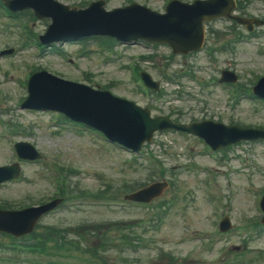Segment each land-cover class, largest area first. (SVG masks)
<instances>
[{
    "label": "rangeland",
    "instance_id": "rangeland-1",
    "mask_svg": "<svg viewBox=\"0 0 264 264\" xmlns=\"http://www.w3.org/2000/svg\"><path fill=\"white\" fill-rule=\"evenodd\" d=\"M65 1V0H62ZM72 2L74 0H68ZM112 3L121 4L122 0H111ZM156 4L155 0H139ZM159 6L164 0H157ZM113 4H109L112 6ZM116 5V4H115ZM259 9V8H258ZM2 14L7 15V11L0 6ZM221 24H217V28L221 27ZM44 28V24L39 21H34L32 31L39 32ZM231 34L221 37L220 41L228 38ZM0 33V47L6 48L7 46H16L17 37L15 35H5L3 37ZM9 36V37H7ZM27 39L31 40L30 35H26ZM213 44V39L208 38ZM13 42V45H10ZM10 43V44H9ZM62 46V45H61ZM80 44H66L63 49L67 51L68 55L75 61L74 64H69L65 58L53 54L51 51L44 52L41 56H34L28 52H16L11 57L13 64H20L14 69V66L7 63L6 59L0 60V88L3 89L6 94V100L0 104V117L12 124L20 123L25 128L34 131V135L27 139L28 141H34L38 149L45 155L46 158L57 162L66 167H70L76 170V173L71 174L68 178V189L74 192L76 195H80L81 192H96L102 191L106 188L107 184H112L114 187L121 186L125 180H148V171H141L138 168L129 169L126 166H122V153L114 147H109L104 152H100L97 145L94 143L92 137L88 134L80 133L76 134L74 131L62 128L58 133H53L54 128L48 126V118L50 114L47 112H29L22 109L12 107L14 99L20 96L21 92H18L16 84L9 80L8 74L18 75L26 69V65L33 64L34 66L44 67L60 76L71 78L75 80H93L94 82L106 85L111 82H115L112 85V91L117 94L125 95L129 98L135 99L144 105L149 102V99L134 90L131 87L134 84L131 81L129 73L123 68L125 61L121 58L122 51L119 54L108 55V59H104L102 53L94 52L87 57L80 56L78 54V48ZM86 47L89 50H96L97 45L93 40H89L86 43ZM62 49V50H63ZM240 49V52H239ZM123 50V49H122ZM137 48H129L130 52L137 51ZM220 65H224L225 61L242 58L244 63L239 69H243L248 73L252 68L251 60L254 61L256 57L253 53V49L250 46L243 48L242 46H235L233 51H228L222 54H218ZM203 58H205L203 56ZM195 63H201V61H195ZM238 62V61H237ZM179 62L176 61L174 65ZM239 63V62H238ZM8 70L9 73L3 76V73ZM254 70V69H253ZM153 77L156 79H163L158 74L157 69L152 72ZM87 75V76H86ZM19 82L23 84V81L19 79ZM170 87H163V90L167 92ZM219 92L216 91L212 95L215 96ZM245 96H249L248 91H244ZM156 105L153 109V114H170L173 117L187 120L192 116H199L195 105L187 100L186 102H171L168 105ZM215 111L221 112L223 109L222 102L212 104ZM178 110L182 111L183 115H177ZM240 123L260 124L264 125V112L251 107L248 104H243L232 113H227L225 118L229 121L231 118ZM34 138L36 140H34ZM171 140L174 137H169ZM100 143L102 144V138L100 137ZM167 142V141H166ZM190 144L191 142H187ZM183 150L185 143H182ZM178 145L176 144V147ZM203 150H205L202 147ZM179 152L178 148H174ZM257 150L256 145H250V151L255 152ZM184 154L185 151H183ZM166 155H164L165 158ZM254 156L259 158V154L254 153ZM185 157H175L170 155L167 157L168 162L182 161ZM13 162V157L8 149V144L0 139V165L10 164ZM142 169V167H141ZM21 170L27 177L26 181L4 183L0 186V199H8L13 205L20 204H37L43 200L51 197L53 194L52 188L47 181H44L45 166L41 164H23ZM40 170L42 174L38 175ZM175 180L178 181L182 191L188 190V198L182 200V202L176 208L171 211V218H167L165 224L157 232H148L146 238H152L153 243L160 246L167 253H171L175 259L181 260L183 264L185 262H192L201 257H212L215 254L216 249H206L200 242L187 243L184 245L176 243L179 237V229L174 226V221L182 224L180 216H191L194 218V228L209 229L208 223L210 222L213 212L208 209L206 195L204 193V187L197 184L196 178L190 172H178ZM141 178V179H139ZM252 180L257 185H262V178L256 180L254 178L246 177V181ZM208 181L210 184L222 187V182L218 181L215 174L210 172ZM238 189L236 192L235 208L233 209L232 216L237 220L246 217L250 214L251 209H241V205L247 204L249 206L251 196ZM167 194H165L166 196ZM245 195V196H244ZM164 196V197H165ZM246 197V198H243ZM151 207H130L121 204H92L88 199L79 198L72 202L62 205L57 211L48 214L41 222V225H50L63 228H73V226L79 224H92L100 221H120L137 219L141 216H150ZM71 227V228H70ZM86 244H92L93 241H86ZM236 245L242 246L244 243L240 241L239 237H234V240L230 242ZM228 243V244H230ZM254 244H260L264 247V238H260ZM100 247V246H99ZM101 250L107 249L109 259H112L113 251L107 246L100 248ZM155 250H137L125 249L122 255L119 257L117 254L113 255L112 262L114 264H164L166 263V257L160 255V251ZM124 257L127 261L123 262L121 258ZM108 259V260H109ZM264 264V254L260 257V263Z\"/></svg>",
    "mask_w": 264,
    "mask_h": 264
}]
</instances>
